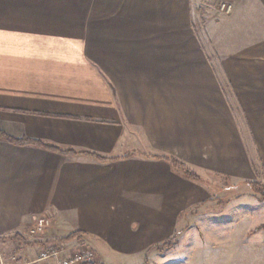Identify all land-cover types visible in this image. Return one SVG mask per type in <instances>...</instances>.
<instances>
[{
    "label": "crops",
    "instance_id": "1",
    "mask_svg": "<svg viewBox=\"0 0 264 264\" xmlns=\"http://www.w3.org/2000/svg\"><path fill=\"white\" fill-rule=\"evenodd\" d=\"M0 131V264H264V0H0Z\"/></svg>",
    "mask_w": 264,
    "mask_h": 264
},
{
    "label": "built area",
    "instance_id": "2",
    "mask_svg": "<svg viewBox=\"0 0 264 264\" xmlns=\"http://www.w3.org/2000/svg\"><path fill=\"white\" fill-rule=\"evenodd\" d=\"M232 8L222 4L220 11L229 14ZM51 226V222L46 217L35 220L30 228V236L36 237L43 235ZM66 243L53 242L40 252L35 260H19L16 256H11L7 262L1 264H96V256L93 249L85 243L74 247Z\"/></svg>",
    "mask_w": 264,
    "mask_h": 264
},
{
    "label": "trees",
    "instance_id": "3",
    "mask_svg": "<svg viewBox=\"0 0 264 264\" xmlns=\"http://www.w3.org/2000/svg\"><path fill=\"white\" fill-rule=\"evenodd\" d=\"M0 140H4V141H8L10 143H15V144H19V145H37V146H44L45 148H48L46 147L45 145H42L41 143L39 142H31L27 139H22V140H14V139H11L9 138L5 133L1 132L0 131ZM50 150H53V151H58L62 154H66V155H75L76 153L74 151H70V150H66V151H63V150H59V149H55V148H49ZM83 155H86L88 157H92L94 159H96L97 161H105V159L99 157V156H96V155H93V154H86V153H83ZM156 159H160V160H163L165 162H167L168 164H170L175 170H178L180 172H182L187 178L191 179V180H199L198 176L191 170L189 169L187 166H185L184 164H182L181 162L173 159V158H168V157H154ZM264 196V195H263ZM262 196V199H264V197ZM75 237H77V235H72L70 236L68 239H74Z\"/></svg>",
    "mask_w": 264,
    "mask_h": 264
},
{
    "label": "rangeland",
    "instance_id": "4",
    "mask_svg": "<svg viewBox=\"0 0 264 264\" xmlns=\"http://www.w3.org/2000/svg\"><path fill=\"white\" fill-rule=\"evenodd\" d=\"M213 181L215 183H217V184H220V187H222L221 189H223V191H224V192H222V196L223 197H227V196L228 197H230V196L235 197L236 195L246 193L245 191H247L248 194H251L253 196H258L261 200H262V196L264 195V181L261 180V179L259 181H255L252 184H250V187L247 188V189L246 188L245 189L239 188L238 190H234V189L230 188L231 187L230 186L231 183H229V180H227V179H221V178H219L217 176H210V175H208L205 178V180H202V184H204L212 193H214L213 192L214 189L215 190L218 189V187H213V185L212 186L210 185V184L213 183ZM219 206H228V204L227 203H224V204L222 203ZM227 212H233V208H232V211H227ZM58 243H62V242H58Z\"/></svg>",
    "mask_w": 264,
    "mask_h": 264
}]
</instances>
